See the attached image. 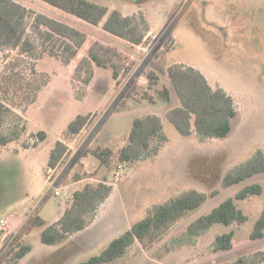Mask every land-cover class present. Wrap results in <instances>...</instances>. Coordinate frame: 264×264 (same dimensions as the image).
I'll return each mask as SVG.
<instances>
[{
    "label": "rangeland",
    "instance_id": "rangeland-1",
    "mask_svg": "<svg viewBox=\"0 0 264 264\" xmlns=\"http://www.w3.org/2000/svg\"><path fill=\"white\" fill-rule=\"evenodd\" d=\"M15 1L82 29L87 40L68 66L47 56L37 60L34 68L46 84L33 103L10 108L6 117L4 130L17 127L20 133L0 146V220L8 221L0 232V264H79L99 255L154 207L192 190L204 195L219 190V194L171 224L151 243H135L113 264H233L239 258L246 264H264V238L249 239L264 210V174L222 188L227 173L236 171L257 151H264V0H91L124 16L141 13L149 32L139 47L39 0ZM94 41L117 48L134 64L129 74L122 73L118 84L109 70L95 68L93 81L83 88L85 94L80 98L82 86L73 73ZM32 62L27 61V68ZM174 65L193 68L211 87L233 99L238 116L226 138L181 135L167 118L168 110L178 104L174 94L171 104L142 99V92H147V73L154 71L159 76L156 88L169 86L166 71ZM133 87L140 97L127 95ZM148 94L155 96L152 90ZM88 113L97 114L94 123L71 142L70 154L50 173L51 182L47 172L51 151L69 122ZM148 115L161 118L166 139L156 152L122 165L119 177L116 154L110 167L100 166L92 155H82L85 149L97 146L117 152L128 143L134 119ZM39 132L46 134L45 139L38 140ZM84 173L95 176L76 182L74 177ZM104 179L112 186L111 193L97 206L88 226L62 244H43L40 234L44 227L31 226L32 216L52 224L74 191ZM253 183L262 186L260 195L234 201L247 222L214 224L206 233H188L196 219ZM55 191L60 195L55 196ZM229 231L234 234L232 249L214 253L215 237ZM16 243L28 245L30 251L13 263L8 252Z\"/></svg>",
    "mask_w": 264,
    "mask_h": 264
},
{
    "label": "trees",
    "instance_id": "trees-1",
    "mask_svg": "<svg viewBox=\"0 0 264 264\" xmlns=\"http://www.w3.org/2000/svg\"><path fill=\"white\" fill-rule=\"evenodd\" d=\"M39 1L88 26L100 27L104 33L131 47H139L147 39L149 24L141 13L124 16L91 0ZM86 40L87 34L80 28L37 13L15 0H0V146L6 145L20 133L17 127L8 132L4 130L10 108H25L33 103L46 84L36 72L35 62L47 56L63 66H68L79 55ZM27 61H33L30 68H27ZM128 61L117 48L94 41L74 69L73 79L82 86L79 97L82 98L85 94L83 88L92 83L95 68L109 70L113 81L118 84L122 73L129 74L132 71L134 63ZM166 72L170 85L160 88H156L159 76L154 71L147 73V92H142V99L153 104L158 100L171 104L174 94L178 104L168 110L167 118L181 135L196 134L209 139L226 138L238 116L233 99L222 89L211 87L193 68L174 65ZM150 90L154 91L155 96L148 94ZM133 92H136L135 87L127 95L139 96ZM96 117V113L77 115L69 122L61 140L50 153L48 169L56 171L59 168L70 154L68 144L92 125ZM45 137L44 132L37 134L39 141ZM165 139L161 118L148 115L134 119L128 143L117 152L97 146L85 149L82 155H92L99 161L100 166L110 167L112 157L116 154L119 165L126 166L150 152H156L159 143ZM260 174H264V151H257L236 171L227 173L223 178L222 188L226 189ZM93 176L95 173H84L76 175L74 179L77 182ZM111 190L112 186L107 184L106 179L96 184L86 183L82 189L71 194L70 205L60 213L55 222L47 224L39 216H32L30 224L44 227L40 234L43 244H62L88 226L97 206L109 197ZM261 193L262 186L257 183L244 187L233 198L226 199L210 213L196 219L188 228V233H206L214 224L230 226L247 222L248 217L234 201H242ZM218 194L219 190H212L206 195L192 190L154 207L148 216L113 239L99 255L79 264H113L119 261L127 255L132 245L151 243L166 232L171 224L198 210L208 199ZM233 236V231L217 235L214 240V253L230 251L233 247ZM263 238L264 210L249 234L251 241ZM29 251L28 245L16 243L8 252L9 261L18 263ZM233 264L246 262L239 258Z\"/></svg>",
    "mask_w": 264,
    "mask_h": 264
},
{
    "label": "built area",
    "instance_id": "built-area-1",
    "mask_svg": "<svg viewBox=\"0 0 264 264\" xmlns=\"http://www.w3.org/2000/svg\"><path fill=\"white\" fill-rule=\"evenodd\" d=\"M122 169V165H119V166H117V174H116V177H119L120 176V173L118 172L119 170H121ZM49 174L52 172V170H50V169H48V171H47ZM49 180L51 181V182H53L54 180H51V178H52V176H51V174L49 175ZM54 195L55 196H59L60 194L57 192V191H55V193H54ZM69 199H70V201H69ZM65 202L66 203H69L68 204V206L70 205V203H71V198H66L65 199ZM7 224H8V221L6 220V219H1L0 220V232L2 231V230H4L6 227H7Z\"/></svg>",
    "mask_w": 264,
    "mask_h": 264
},
{
    "label": "crops",
    "instance_id": "crops-1",
    "mask_svg": "<svg viewBox=\"0 0 264 264\" xmlns=\"http://www.w3.org/2000/svg\"><path fill=\"white\" fill-rule=\"evenodd\" d=\"M71 144V143H70ZM70 144H68V146H70ZM84 180H82V181H77V182H83Z\"/></svg>",
    "mask_w": 264,
    "mask_h": 264
}]
</instances>
